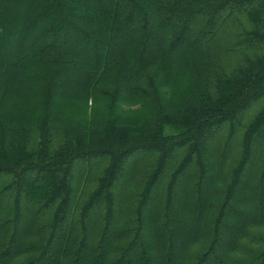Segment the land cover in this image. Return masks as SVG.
<instances>
[{
    "label": "trees",
    "instance_id": "1",
    "mask_svg": "<svg viewBox=\"0 0 264 264\" xmlns=\"http://www.w3.org/2000/svg\"><path fill=\"white\" fill-rule=\"evenodd\" d=\"M0 264H264V0H0Z\"/></svg>",
    "mask_w": 264,
    "mask_h": 264
},
{
    "label": "rangeland",
    "instance_id": "2",
    "mask_svg": "<svg viewBox=\"0 0 264 264\" xmlns=\"http://www.w3.org/2000/svg\"><path fill=\"white\" fill-rule=\"evenodd\" d=\"M105 100H102V101H98L96 104H94L92 101H89V106L90 109L92 108V111H96L97 113H95L96 115H100L102 114L103 110H104V105H105ZM142 106H140L139 104L137 105H134V104H131V103H126V104H123L122 107H121V110H122V113L124 114H127V116H134L136 115L138 117V109H141ZM142 113V112H141ZM139 113V115L141 114ZM144 113V111H143ZM124 114V115H125ZM126 116V115H125ZM146 163H143V166L146 167ZM140 180V176L138 175L133 181L131 180L130 181V185L133 184L132 187H135Z\"/></svg>",
    "mask_w": 264,
    "mask_h": 264
}]
</instances>
